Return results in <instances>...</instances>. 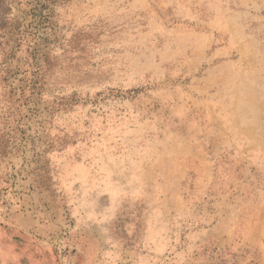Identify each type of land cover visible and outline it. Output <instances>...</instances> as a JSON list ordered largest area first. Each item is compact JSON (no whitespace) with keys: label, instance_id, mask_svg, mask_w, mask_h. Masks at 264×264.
Returning a JSON list of instances; mask_svg holds the SVG:
<instances>
[{"label":"rangeland","instance_id":"1","mask_svg":"<svg viewBox=\"0 0 264 264\" xmlns=\"http://www.w3.org/2000/svg\"><path fill=\"white\" fill-rule=\"evenodd\" d=\"M0 264H264V0H0Z\"/></svg>","mask_w":264,"mask_h":264}]
</instances>
